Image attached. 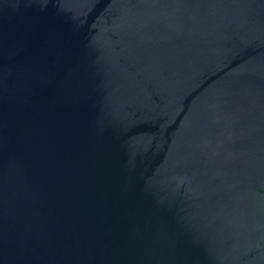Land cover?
I'll use <instances>...</instances> for the list:
<instances>
[{
  "label": "water",
  "instance_id": "95a60500",
  "mask_svg": "<svg viewBox=\"0 0 264 264\" xmlns=\"http://www.w3.org/2000/svg\"><path fill=\"white\" fill-rule=\"evenodd\" d=\"M0 264H264V0H0Z\"/></svg>",
  "mask_w": 264,
  "mask_h": 264
}]
</instances>
